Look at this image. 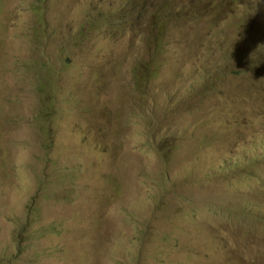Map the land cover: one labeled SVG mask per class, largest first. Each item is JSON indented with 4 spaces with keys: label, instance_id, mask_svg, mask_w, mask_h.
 <instances>
[{
    "label": "rangeland",
    "instance_id": "374dc122",
    "mask_svg": "<svg viewBox=\"0 0 264 264\" xmlns=\"http://www.w3.org/2000/svg\"><path fill=\"white\" fill-rule=\"evenodd\" d=\"M0 264H264V0H0Z\"/></svg>",
    "mask_w": 264,
    "mask_h": 264
},
{
    "label": "trees",
    "instance_id": "16d2710c",
    "mask_svg": "<svg viewBox=\"0 0 264 264\" xmlns=\"http://www.w3.org/2000/svg\"><path fill=\"white\" fill-rule=\"evenodd\" d=\"M79 36H81L82 38L84 37V35H83V33H82V31H81V34L79 35ZM29 209V208H28ZM29 212L31 211V209L30 210H28Z\"/></svg>",
    "mask_w": 264,
    "mask_h": 264
}]
</instances>
